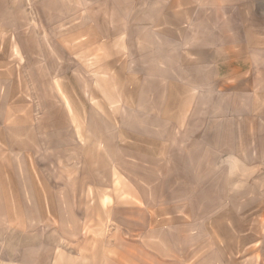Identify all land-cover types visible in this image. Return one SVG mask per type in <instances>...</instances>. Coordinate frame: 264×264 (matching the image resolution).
<instances>
[{"label":"rangeland","instance_id":"obj_1","mask_svg":"<svg viewBox=\"0 0 264 264\" xmlns=\"http://www.w3.org/2000/svg\"><path fill=\"white\" fill-rule=\"evenodd\" d=\"M105 1L114 2L4 1L0 264H142L146 232L189 220L167 217L174 206L168 200L166 211L157 212L164 201H155L156 177L149 180L153 186H141L142 171L126 170L122 146L108 143L110 133L118 137L122 130L138 128V122L109 118L110 113L121 117L124 107L103 102L109 90L118 93L125 76L130 80L125 66L137 59L129 56L125 41L109 45V23L114 25L109 11L99 8ZM18 17L20 29H14ZM113 19L121 32L123 21ZM99 38V51L90 53ZM115 140L124 143L123 137ZM263 168L262 163V170L253 171L260 179L262 206ZM169 179L170 185L160 188L168 198L181 191ZM253 250L255 259L248 256ZM244 259L264 264V242L246 250Z\"/></svg>","mask_w":264,"mask_h":264},{"label":"crops","instance_id":"obj_2","mask_svg":"<svg viewBox=\"0 0 264 264\" xmlns=\"http://www.w3.org/2000/svg\"><path fill=\"white\" fill-rule=\"evenodd\" d=\"M105 2L99 8L115 26L109 23V45L123 40L137 59L125 66L130 80L125 76L103 102L124 107L121 117L109 118L138 128L110 133L108 143L122 146L126 170L142 171L141 186L156 177L155 201H164L157 212L171 201L167 217L189 218L146 232L142 264H245L246 250L264 242L261 183L253 173L264 164V0ZM113 18L123 21L121 32ZM11 25L20 29V17ZM95 40L90 53L99 51ZM4 59L0 51V73ZM121 137L123 144L115 140ZM171 176L181 191L168 198L160 188ZM249 255L257 258L254 250Z\"/></svg>","mask_w":264,"mask_h":264}]
</instances>
